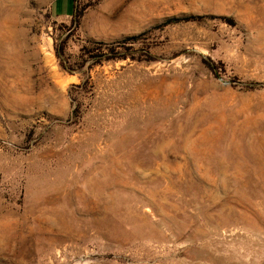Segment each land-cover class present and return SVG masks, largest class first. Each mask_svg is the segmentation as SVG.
<instances>
[{"label":"rangeland","instance_id":"rangeland-1","mask_svg":"<svg viewBox=\"0 0 264 264\" xmlns=\"http://www.w3.org/2000/svg\"><path fill=\"white\" fill-rule=\"evenodd\" d=\"M149 32L146 61L80 58ZM244 152L264 0H0V264H264Z\"/></svg>","mask_w":264,"mask_h":264},{"label":"trees","instance_id":"trees-1","mask_svg":"<svg viewBox=\"0 0 264 264\" xmlns=\"http://www.w3.org/2000/svg\"><path fill=\"white\" fill-rule=\"evenodd\" d=\"M81 17V13L78 16H74L71 25L74 23L77 25L79 23V19ZM189 21H201V18H189ZM170 22H167L169 24ZM151 32L128 37L124 40L114 42L111 44H104L101 42H92L87 41L85 45L80 48V58L85 59L86 61H91V65H101L103 63L109 62H118V61H146L150 59L149 49H138L136 50V45H144V40L147 36H149ZM55 52L57 59H61L63 52H59L55 46ZM138 56V57H136ZM145 58V59H143ZM147 58V59H146ZM60 68L72 73L71 70L68 71L66 67L60 63ZM77 113V110H76Z\"/></svg>","mask_w":264,"mask_h":264},{"label":"bare ground","instance_id":"bare-ground-1","mask_svg":"<svg viewBox=\"0 0 264 264\" xmlns=\"http://www.w3.org/2000/svg\"><path fill=\"white\" fill-rule=\"evenodd\" d=\"M241 137H243V136H241ZM246 140V139H245ZM246 143H247V141H246ZM245 153V152H244ZM260 154H253V155H251V157H249L248 158V156H249V153L248 152H246L245 154H243L242 155V157H244L243 159H242V163L244 162V160L246 161V163L245 164H242V173L244 174V178H246L247 177V172L244 170L246 167H249V164L251 163V165H252V167H257L258 169H257V171H258V174H260L261 175V178L262 179H264V154H263V156L262 155H260L261 157L259 158L258 156H259ZM219 170H220V175H221V168H220V165H219ZM219 175V176H220Z\"/></svg>","mask_w":264,"mask_h":264}]
</instances>
